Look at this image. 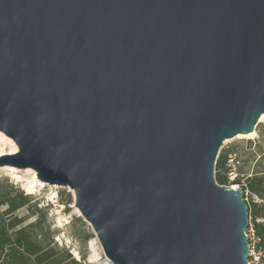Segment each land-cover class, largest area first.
<instances>
[{
    "label": "water",
    "instance_id": "95a60500",
    "mask_svg": "<svg viewBox=\"0 0 264 264\" xmlns=\"http://www.w3.org/2000/svg\"><path fill=\"white\" fill-rule=\"evenodd\" d=\"M264 115V0H0V167L69 187L112 264H250L225 141Z\"/></svg>",
    "mask_w": 264,
    "mask_h": 264
},
{
    "label": "rangeland",
    "instance_id": "374dc122",
    "mask_svg": "<svg viewBox=\"0 0 264 264\" xmlns=\"http://www.w3.org/2000/svg\"><path fill=\"white\" fill-rule=\"evenodd\" d=\"M255 133L254 137L239 135L225 141L215 167V177L227 175L228 183L223 186L240 188L244 192L251 224L246 230L247 234L250 227L257 232L256 224L261 225V231L264 232V120H259ZM17 152L15 142L0 132V157ZM224 152H228L226 170L218 167ZM0 184L4 189L11 190L13 187L16 192L22 191L28 197V204L13 213L0 199V241L4 237L14 240L19 229L33 225L34 238L47 249L54 248L60 260H67L68 254L80 264H112L104 254L91 224L76 208L75 193L69 187L43 183L37 179L34 170L12 166L0 167ZM14 223L19 225L7 229ZM249 244L255 251L250 262L264 264V244L257 234L249 239ZM8 251H11L10 247ZM3 259L1 256L0 264H5Z\"/></svg>",
    "mask_w": 264,
    "mask_h": 264
},
{
    "label": "trees",
    "instance_id": "16d2710c",
    "mask_svg": "<svg viewBox=\"0 0 264 264\" xmlns=\"http://www.w3.org/2000/svg\"><path fill=\"white\" fill-rule=\"evenodd\" d=\"M228 162V152H224L218 161L219 169L226 170ZM258 180V179H256ZM216 181L220 185H227L228 178L226 174H219ZM254 191L253 187H251ZM243 191V190H242ZM14 192L16 193L13 196ZM255 192V191H254ZM244 194V192H243ZM0 199L2 204L9 206V212L13 213L28 204V197L22 191L4 189L0 184ZM245 199V195H244ZM19 223L10 225L7 229H14ZM256 234L262 244H264V232L261 231V225L256 224ZM35 226L30 225L19 229L15 233V239L4 237L0 241V257L3 256L5 264H80L71 255L67 254V260H60L54 248L47 249L43 243L37 241L32 235ZM36 237V236H35ZM11 251H8V248Z\"/></svg>",
    "mask_w": 264,
    "mask_h": 264
},
{
    "label": "built area",
    "instance_id": "2783aa9c",
    "mask_svg": "<svg viewBox=\"0 0 264 264\" xmlns=\"http://www.w3.org/2000/svg\"><path fill=\"white\" fill-rule=\"evenodd\" d=\"M249 219H250V216H249ZM249 225H251L250 224V221H249ZM249 231V233L247 234V236H248V239H250L251 237H255L256 236V232H255V230H254V228L253 227H250V229L248 230ZM250 245V244H249ZM250 255H251V257L253 256V255H255V251H254V249H253V247L250 245ZM250 262V261H249ZM250 264H252L251 262H250Z\"/></svg>",
    "mask_w": 264,
    "mask_h": 264
},
{
    "label": "bare ground",
    "instance_id": "6f19581e",
    "mask_svg": "<svg viewBox=\"0 0 264 264\" xmlns=\"http://www.w3.org/2000/svg\"><path fill=\"white\" fill-rule=\"evenodd\" d=\"M264 120V115L261 117V121H263ZM255 132L254 133H252V134H250L249 135V137H254L255 136ZM14 151L16 152L17 151V148H16V146L14 145ZM79 214V213H78Z\"/></svg>",
    "mask_w": 264,
    "mask_h": 264
}]
</instances>
